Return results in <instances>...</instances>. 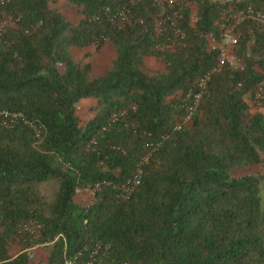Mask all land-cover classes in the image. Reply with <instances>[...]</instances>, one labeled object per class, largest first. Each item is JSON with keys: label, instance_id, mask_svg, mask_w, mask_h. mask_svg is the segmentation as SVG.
<instances>
[{"label": "trees", "instance_id": "16d2710c", "mask_svg": "<svg viewBox=\"0 0 264 264\" xmlns=\"http://www.w3.org/2000/svg\"><path fill=\"white\" fill-rule=\"evenodd\" d=\"M58 1H0V20L18 19L0 31V264H35L38 247L45 264L78 253L77 264H264V173L233 175L264 164V104L251 100L264 81V25L237 27L243 70L211 73L182 124L188 93L217 62L207 35L220 39L228 11L264 0H62L76 22ZM107 44L115 57L102 75L73 57ZM148 58L164 72H148ZM80 191L89 203L75 201Z\"/></svg>", "mask_w": 264, "mask_h": 264}, {"label": "built area", "instance_id": "2783aa9c", "mask_svg": "<svg viewBox=\"0 0 264 264\" xmlns=\"http://www.w3.org/2000/svg\"><path fill=\"white\" fill-rule=\"evenodd\" d=\"M1 3H3V0H0ZM152 2L157 5L160 9L166 8H172L175 4V0H151ZM106 14L109 16V21L114 22L116 20L119 21V23L124 24L127 21L126 15L123 10L118 11L117 13H111L109 9H106ZM246 20H253L257 22L258 24L264 25V2L262 3L261 7L259 9L254 8L253 6H248L244 9H238L236 11H228L226 13V18L222 19V22L219 25L221 34L220 39H217V37L214 35V33H209L207 35V42L209 49L211 51H215L217 53V62L214 66V68L203 75L201 78L198 79L196 82V89L193 92H189L187 95V98L190 99V103L184 104V114L182 117V124L187 125L193 115L195 114L199 102L206 91V85L207 81L209 79V76L211 73L219 72L223 68L232 69L235 71H241L243 70V65L241 60L237 57V55L234 52V48L238 43L240 33H237V27L244 23ZM229 21L232 23L228 26L227 23ZM195 22V19H192V23ZM18 23L17 18L12 17H6L2 20H0V31H2L5 27H11L15 26ZM160 24V23H159ZM252 103L257 108H261L264 104V81L260 84H258L255 89L252 91L251 96ZM3 117L8 119L9 122H13L17 119V115H7V113H3ZM179 128V127H178ZM140 175L141 171L139 168L135 172V174L132 177H129L128 179L123 182V184L120 187V198L121 199H128L130 195L134 192V190L139 186L140 184ZM21 231H30V228L26 225H23L21 228ZM34 248H31L33 250ZM29 257L32 258V254L30 252V249L28 250ZM97 249L93 250L90 253V257L96 256ZM80 256V253H78L74 259H68L64 258L63 264H77L76 258ZM85 264H92L91 262H87Z\"/></svg>", "mask_w": 264, "mask_h": 264}, {"label": "rangeland", "instance_id": "374dc122", "mask_svg": "<svg viewBox=\"0 0 264 264\" xmlns=\"http://www.w3.org/2000/svg\"><path fill=\"white\" fill-rule=\"evenodd\" d=\"M219 2H227L231 0H217ZM54 8H57L69 21L76 22L81 19L77 10L65 1H58L53 4ZM194 20V19H193ZM73 57L76 61L83 62L84 64H89L91 66L92 75H102L108 66L111 64L115 57V52L110 45H105L102 49L96 50L94 47H88L80 50H73ZM145 66L148 72L151 73H163L162 63L155 58H148L145 61ZM95 105L94 100L82 101L76 108L77 115L83 120L88 121L93 118V112L90 110L91 107ZM253 110H262L260 108H253ZM249 173H264V164L250 167L245 169H236L233 171V175L242 176ZM261 197L262 204L264 207V189L261 184ZM91 194L86 191H80L75 195V200L83 204L89 203ZM32 258L35 264H45L47 260L48 250L44 247H38L31 250Z\"/></svg>", "mask_w": 264, "mask_h": 264}, {"label": "crops", "instance_id": "0c3cea01", "mask_svg": "<svg viewBox=\"0 0 264 264\" xmlns=\"http://www.w3.org/2000/svg\"><path fill=\"white\" fill-rule=\"evenodd\" d=\"M76 201V200H75ZM77 202H79V201H77Z\"/></svg>", "mask_w": 264, "mask_h": 264}]
</instances>
